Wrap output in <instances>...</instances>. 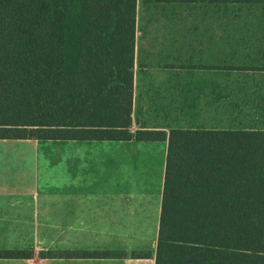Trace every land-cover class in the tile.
<instances>
[{"label":"trees","instance_id":"trees-1","mask_svg":"<svg viewBox=\"0 0 264 264\" xmlns=\"http://www.w3.org/2000/svg\"><path fill=\"white\" fill-rule=\"evenodd\" d=\"M135 13L136 0H0V139H130ZM133 137L167 142L154 264H264V131ZM110 256L126 255L0 249L5 259Z\"/></svg>","mask_w":264,"mask_h":264},{"label":"crops","instance_id":"crops-1","mask_svg":"<svg viewBox=\"0 0 264 264\" xmlns=\"http://www.w3.org/2000/svg\"><path fill=\"white\" fill-rule=\"evenodd\" d=\"M187 1L136 0L130 139H0V249L126 256L0 264H154L167 142L135 131H264V78H216L220 64L264 72V28L225 32L219 49L214 30L163 29ZM190 4L214 21V0Z\"/></svg>","mask_w":264,"mask_h":264},{"label":"rangeland","instance_id":"rangeland-1","mask_svg":"<svg viewBox=\"0 0 264 264\" xmlns=\"http://www.w3.org/2000/svg\"><path fill=\"white\" fill-rule=\"evenodd\" d=\"M205 4V10L207 12V2H205ZM214 4V21L213 17L211 19V16L210 20H207V13H205V17L203 16L202 8L199 9V12L197 11V16L192 14L193 8L195 11L197 7H192L189 0L183 5L182 20L178 17L175 22L170 21L163 29L175 31L183 30L185 34L203 30H214L216 33L217 48L219 49L222 48L223 41H226L223 39V34H225V32L246 30L247 24L249 26L248 28L254 30H261L264 28V24L262 23L264 20V0H214ZM200 7H202V5H200ZM247 20L249 22H246ZM250 21L252 22L250 23ZM218 52L220 51L217 50V53ZM220 68L216 71L217 80L240 79L247 76L249 78H264V72L262 71L245 72L238 67L234 69H225L221 64ZM219 89L221 88H217V90ZM34 252L36 253V251Z\"/></svg>","mask_w":264,"mask_h":264}]
</instances>
